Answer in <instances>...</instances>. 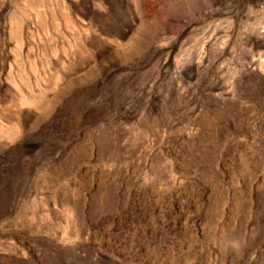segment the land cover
Here are the masks:
<instances>
[{
	"label": "rangeland",
	"instance_id": "obj_1",
	"mask_svg": "<svg viewBox=\"0 0 264 264\" xmlns=\"http://www.w3.org/2000/svg\"><path fill=\"white\" fill-rule=\"evenodd\" d=\"M0 264H264V0H0Z\"/></svg>",
	"mask_w": 264,
	"mask_h": 264
}]
</instances>
